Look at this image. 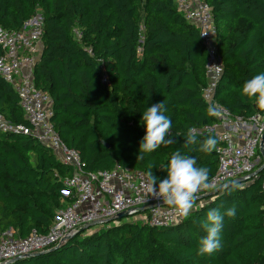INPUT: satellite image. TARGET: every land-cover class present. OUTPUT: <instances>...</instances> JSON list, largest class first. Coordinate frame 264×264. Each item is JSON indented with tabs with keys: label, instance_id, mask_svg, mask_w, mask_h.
<instances>
[{
	"label": "trees",
	"instance_id": "16d2710c",
	"mask_svg": "<svg viewBox=\"0 0 264 264\" xmlns=\"http://www.w3.org/2000/svg\"><path fill=\"white\" fill-rule=\"evenodd\" d=\"M203 1L212 8L225 63L218 102L245 119L264 115L254 98L240 95L244 81L264 71V0ZM36 14L44 17V50L35 85L51 95L55 130L80 154L87 172L119 166L163 179L169 157L180 150L213 178L220 143L210 153L200 151V144L214 135H194L196 141L185 144L189 129L219 122L207 116L202 98L208 51L175 0H0V29L19 31ZM162 101L172 121L166 135L171 143L137 160L145 134L142 113ZM0 114L29 125L18 95L2 77ZM71 175L72 168L36 139L0 132V231L17 238L34 230L48 233L64 207V180ZM263 182L264 169L246 183L193 202L194 210L173 226L121 220L13 264H264ZM212 209L224 216L221 246L199 255ZM228 209L235 215L227 216Z\"/></svg>",
	"mask_w": 264,
	"mask_h": 264
},
{
	"label": "built area",
	"instance_id": "2783aa9c",
	"mask_svg": "<svg viewBox=\"0 0 264 264\" xmlns=\"http://www.w3.org/2000/svg\"><path fill=\"white\" fill-rule=\"evenodd\" d=\"M175 2L184 19L199 30L208 51L207 85L203 89L202 98L208 106L217 105L221 112L216 117L219 120L217 124L194 129L192 133L198 136L214 135L220 143L216 148L219 166L209 181L211 187L197 191L194 194L197 198L259 170L258 166L264 163L260 151L264 136V115L256 114L245 119L233 115L218 102L216 96L225 72V63L218 48V31L212 8L203 0ZM74 34L77 40L81 39L78 30ZM43 36L44 17L41 14L25 22L19 31L0 29V47L4 52L0 56V77L18 95L21 110L29 123L16 124L0 114V132L36 139L51 150L60 162L72 168V175L64 180V207L58 212L48 233L34 230L26 238H17L11 231H0V264L49 251L61 246L89 225L97 224L94 228L103 227L111 219H115L111 223L117 224L120 221L116 219L121 214L135 213L151 205L156 207L146 214H134L124 220L155 228L181 223L186 217L179 216L170 206H161L162 202L153 197L146 173L119 166L112 171L87 172L80 154L61 139L52 122L55 112L51 95L35 85L34 70L43 53ZM249 125L254 128L253 132H245V139L241 140L238 133Z\"/></svg>",
	"mask_w": 264,
	"mask_h": 264
},
{
	"label": "clouds",
	"instance_id": "9594fccd",
	"mask_svg": "<svg viewBox=\"0 0 264 264\" xmlns=\"http://www.w3.org/2000/svg\"><path fill=\"white\" fill-rule=\"evenodd\" d=\"M241 97L254 98L256 107L264 110V71L253 75L244 81L240 89ZM165 102L154 103L147 106L141 116V125L145 130L139 144L137 160H143L145 154L155 152L162 144L171 143L166 135L172 125V121L166 115ZM221 115L219 107L211 104L207 107V116L216 118ZM193 129L188 130L185 144H192L196 137ZM217 145V140L209 136L200 144V151L210 153ZM166 177L160 179L149 173V191L153 197L163 204L172 207L181 217H187L193 208L194 194L199 190L211 187L209 182V170L206 167H198L196 158L183 154L180 150L174 151L165 166ZM227 216L235 215V209H228ZM224 216L217 209L208 211L204 230L206 235L198 241L197 254H211L219 250L220 236L223 229Z\"/></svg>",
	"mask_w": 264,
	"mask_h": 264
},
{
	"label": "water",
	"instance_id": "95a60500",
	"mask_svg": "<svg viewBox=\"0 0 264 264\" xmlns=\"http://www.w3.org/2000/svg\"><path fill=\"white\" fill-rule=\"evenodd\" d=\"M42 56V55H41ZM261 155L264 157V136L262 138V142H261ZM264 169V166H262L259 170H257L254 174L248 176V177H245V178H240V179H237V180H234L230 183H227L223 186H221L220 188H218L217 190L209 193V194H206V195H203V196H200V197H197L194 199V202H200L204 199H207L209 197H212V196H215L217 195L218 193H220L221 191L223 190H227L235 185H238V184H243V183H246L248 181H250L252 178L256 177L262 170ZM161 206L165 207V206H168L166 204H161ZM156 207V205H151L149 207H145L143 209H140L139 211H136L135 213H124V214H121L116 220L118 221H121V220H124V219H128L130 217H132V215L134 214H146L150 209ZM115 219H111V220H108L107 222H105L106 224H110L111 222H113ZM97 224H92V225H89L88 227H86L84 230H88V229H91V228H94L96 227ZM67 241V240H66ZM49 251H46V252H42V253H35V254H31V255H28L27 257H24V258H18L16 260H13L11 261L10 263L8 264H13L17 261H20V260H23V259H26V258H33V257H38V256H41L45 253H47Z\"/></svg>",
	"mask_w": 264,
	"mask_h": 264
},
{
	"label": "crops",
	"instance_id": "0c3cea01",
	"mask_svg": "<svg viewBox=\"0 0 264 264\" xmlns=\"http://www.w3.org/2000/svg\"><path fill=\"white\" fill-rule=\"evenodd\" d=\"M253 130H254V128L252 127V126H246L244 129H243V131L242 132H239L238 133V137L239 138H241V140H244L245 139V132L246 133H252L253 132ZM244 132V133H243Z\"/></svg>",
	"mask_w": 264,
	"mask_h": 264
},
{
	"label": "rangeland",
	"instance_id": "374dc122",
	"mask_svg": "<svg viewBox=\"0 0 264 264\" xmlns=\"http://www.w3.org/2000/svg\"><path fill=\"white\" fill-rule=\"evenodd\" d=\"M42 50H44V42H43V45H42V47H41V51ZM43 52V51H42ZM263 208H264V206H263ZM63 209V208H62ZM61 209H59L58 211H57V214H58V212L60 211ZM263 215H264V211H263ZM131 223V222H130Z\"/></svg>",
	"mask_w": 264,
	"mask_h": 264
}]
</instances>
